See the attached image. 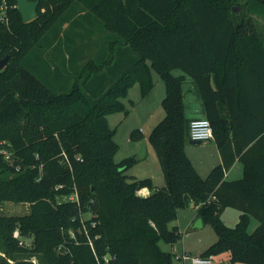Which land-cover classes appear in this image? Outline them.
Wrapping results in <instances>:
<instances>
[{
	"label": "trees",
	"instance_id": "16d2710c",
	"mask_svg": "<svg viewBox=\"0 0 264 264\" xmlns=\"http://www.w3.org/2000/svg\"><path fill=\"white\" fill-rule=\"evenodd\" d=\"M6 2L0 57H10L0 71V149L11 151L14 163L0 152V203L27 202L31 209L0 214L6 252L0 264L13 256V264H34L17 249L39 256L42 264H98L97 256L111 264H174L161 242L182 238L170 222L192 202L217 234L201 255L227 252L231 262L264 264V33L252 16L264 15V0H40L37 17L27 22L17 0ZM45 6L59 12L49 17L41 12ZM92 15L108 32L105 53L96 61L75 52L62 72L43 49L66 44L65 29ZM61 51L52 52L56 61ZM154 71L166 84V114L149 134L162 187L127 174L135 156L115 160L119 144L108 121L109 114L125 110L122 98L132 85L138 82L143 95L152 90ZM186 75L199 87L222 157L206 177L185 151L191 139ZM130 137L139 140L143 133L134 129ZM237 160L243 176L228 179ZM227 207L240 211L234 226L222 218ZM252 217L258 224L250 232ZM17 226L34 237L32 249L18 246ZM64 241L69 251L59 253Z\"/></svg>",
	"mask_w": 264,
	"mask_h": 264
},
{
	"label": "rangeland",
	"instance_id": "374dc122",
	"mask_svg": "<svg viewBox=\"0 0 264 264\" xmlns=\"http://www.w3.org/2000/svg\"><path fill=\"white\" fill-rule=\"evenodd\" d=\"M1 3H2V0H1ZM82 3L79 2L78 6H81V9L82 8L85 9ZM4 10H1L2 13H4ZM247 10L248 8L246 6L242 7V9L240 8V12L242 13L246 12ZM41 12L47 14L50 17V15L59 12V8L54 7V6H47V7L45 6L41 8ZM248 15L249 14H247L246 16ZM255 21H256V25L258 26V28L264 33V15L255 16ZM102 24L103 22L96 15H92L91 18L86 17V16L78 17L76 22H74L71 26L65 29V32H63L64 33L63 40L65 39L66 44L62 41V44L57 45L55 49H52V47H48V46L43 49L46 53L45 55L46 59L50 60V62H52L53 64H56L57 62L58 66L62 69V72H65V73L67 71V68L69 67V60H70L69 56H71V54H74L75 52L77 53L82 52V54L84 55L89 54L92 57H94L96 61H99L100 60L99 57L103 56V54L105 53L108 47V42H109L108 32L103 27ZM66 38H69L70 41ZM61 48L63 51H61ZM54 50H56V52L61 51L65 53L61 56L60 60L58 59L59 61H56L53 57ZM36 52L39 53L40 50H36ZM117 52L118 51L116 50L113 52L114 58L118 56ZM55 58H56V54H55ZM86 58H88V56ZM79 60L80 58L78 59V61ZM182 72L183 71L181 69H174L173 71V73L176 75H179ZM153 75H154L153 78H154L155 84L152 90L147 95H143L141 92L139 83L138 82L135 83L129 88L128 93L126 95L127 98H126L125 110L114 112L111 115H108L109 116L108 121H110L109 122L110 127L115 130L114 138L119 144L118 151L115 154L116 161L122 160L125 155V151L128 149L127 143H126V140H128L129 138L128 137L129 132L127 134L128 127H132L131 131H133L134 129H140L142 130L143 134L147 135L152 131L154 126L160 120L164 118L166 114L165 108L163 106V99L166 95V84L164 80L161 78V76L156 71L153 72ZM72 77H74L75 79L77 75L76 74L72 75ZM82 80H83V76L81 75L79 77V81H82ZM139 140H142V139H139ZM140 146L142 148V152L144 153L143 154L144 160L142 159L141 161H139L137 158V161L134 163V165H132V167H130L127 170V174L136 176L137 175L136 171L138 172V174L139 172H141L142 174L156 173L155 176L157 175V180L156 178H153L152 182L154 184H157L158 183L157 181L159 180V175H158L159 166H160L159 159L158 157H156L157 159H154V157L152 158L151 155H149L147 159V155L145 152L146 151L145 145L141 143ZM201 148L204 149L203 152L205 153L206 157L211 156L212 148L210 147L209 148L201 147ZM6 150H7L5 151L6 153L2 151L0 152L1 154L4 155V158L10 162V164H13L14 154L8 149ZM16 171L19 172V168H16ZM13 174L14 173L10 174L9 176L12 177ZM30 209H31L30 204L27 202H16V201H11V200H4L0 203V214L2 215L27 214L30 212ZM194 213H195V210L188 208V207L179 209L178 216L175 220L170 222V225H171L170 227H172L175 224H179V226L181 225L180 231L183 234V238L179 239L175 243H169V242L162 241L161 247L164 250L172 251V247H173L172 244H177V246L179 245V248H182L183 244H186L188 246L189 245L200 246L199 243L205 244L208 241V243L210 244L216 240L217 238L216 231L210 224H205L206 226L198 230H194L190 228L189 231L186 230V226H184V224H181V222H184L183 217L186 214H187L186 216H188L190 214L193 215ZM237 213L239 215L240 211L236 208L229 207L227 210H225L223 214V219L227 225L234 226L237 223L238 220L237 221L235 220L236 219L235 214ZM256 226L250 225L249 231L250 232L253 231ZM199 235H201V239L198 241ZM17 240H18L19 247L21 246L25 249H32L34 247L33 245L34 237L33 236L23 237L22 242L19 239ZM15 252L20 254V256L24 257L25 259L33 262L31 260V256L25 254V251H23L24 253H20V250L17 249L14 251V253ZM227 254L228 253L223 252L222 254L217 255L218 259H220L219 261L220 264H247L243 262L228 261ZM192 255H196V253L194 252V254ZM0 257H6V252L4 251V245H3V241L1 238H0ZM7 259L10 264H13L16 261L15 256L8 257ZM36 259L38 260L40 264H42V261L39 256H37ZM178 262H179L178 260L174 259V264H179Z\"/></svg>",
	"mask_w": 264,
	"mask_h": 264
},
{
	"label": "crops",
	"instance_id": "0c3cea01",
	"mask_svg": "<svg viewBox=\"0 0 264 264\" xmlns=\"http://www.w3.org/2000/svg\"><path fill=\"white\" fill-rule=\"evenodd\" d=\"M252 16L255 18V16H259V15L258 14H252ZM183 74L184 73L182 72L179 75H183ZM183 91H184V112H185L186 117L189 119L198 118V117H206V111H205V107H204V103H203V100L201 97L199 87H198L197 83L192 79V77H190L188 75H186L185 79H184ZM126 98L127 97L122 98V101L124 102L125 106H126ZM109 115H111V114H109ZM108 120H109V116H108ZM131 128L132 127H128V130H127V134L129 132V134H128L129 138H128V140H126L128 149L125 151V155L123 158L129 157V156H135L136 158H138L139 161H141L143 159L144 153L142 152V148L140 145H141V143H143L145 145V148H146L145 152L147 155V159H148L149 155H151L152 158L154 157V159H157L156 157H158V156H156L157 154H155L156 152H154L155 151L154 147L149 140V134L150 133L147 135L143 134V137L141 138L142 140H132L130 137ZM201 147L212 148L211 156L206 157L205 153L203 152L204 149H202ZM185 151H186L187 155L189 156V158L192 160L193 164L195 165V167L198 170V172L200 173V175L203 177H206L209 174L210 170L215 165L222 162L221 154L219 152L216 141L214 139L208 140L205 142H194V143L191 142V139H190L187 141V143L185 145ZM159 173H158L159 180L157 181L158 183L154 184V185L162 187L165 184V178H164V174L162 172L161 166H159ZM243 173H244L243 164L239 160H237L232 165V167L226 172V177L228 179H237V178L242 177ZM136 174H137L136 175L137 177L140 176L139 178H150L151 180H153V178H156V180H157V175L155 176L156 173L142 174L141 172H139V174H138V172L136 171ZM132 176H135V175H132ZM142 193L143 194H149L150 190L148 188H145ZM187 207L195 210V213L193 215L190 214L188 216H186L187 215L186 214L183 217L184 222H181V224H184V226H186V230L189 231L190 228L194 229V230H198V229L206 226L204 224V222H203L202 226H196L195 225L196 220L199 218V216L197 215V208L198 207L195 206L193 202L190 203V205ZM228 208L229 207H227L223 210L222 218H223V214H224L225 210H227ZM239 216H240V214L239 215H238V213L235 214V218H236L235 220L236 221L239 219ZM257 224H258L257 219L252 217L250 225L256 226ZM173 226H177L179 228V230H181V228H180L181 225L179 226V224H175ZM194 233H196V232H194ZM182 238H183V234H182ZM200 239H201V235H199L198 241ZM216 240H217V238H216ZM215 241H213L212 243H214ZM212 243L209 244L208 241L205 244L199 243L200 246H195V245H189L188 246L186 244H183L182 248H179V245L177 246V244H172L173 247H172L171 252L174 253V252L187 251L191 254H194V252H195L196 255H201L202 252L205 251ZM213 258L217 262L220 261V259H218L217 256H214ZM227 260L230 261L228 254H227ZM178 263L181 264L180 262H178Z\"/></svg>",
	"mask_w": 264,
	"mask_h": 264
},
{
	"label": "built area",
	"instance_id": "2783aa9c",
	"mask_svg": "<svg viewBox=\"0 0 264 264\" xmlns=\"http://www.w3.org/2000/svg\"><path fill=\"white\" fill-rule=\"evenodd\" d=\"M6 4H7L6 0H2V3L0 5L1 10L6 9V6H7ZM189 135H190L191 140H195V141L205 142V141L214 139L213 126L210 120L207 117H198V118L191 119L189 122ZM0 151L6 153L5 151L7 150L5 148H2L0 149ZM70 198L75 199L76 194L71 195ZM69 232H70V237L76 239L75 234L71 230ZM13 236L16 239H19L21 242H22L23 237H27L21 233L19 227H17L14 230ZM89 240H90V244L93 245L92 240L90 238ZM57 251L59 253L68 252L69 247L67 245V241H64L60 245H58ZM173 254H174V259L178 260L181 264H189V263L190 264H220L213 257L203 256V255H192L191 253L187 251L174 252ZM36 257L37 255H32L31 260L35 264H40L38 260L36 259ZM97 262L98 264H111L107 256H105L103 259H100L97 256Z\"/></svg>",
	"mask_w": 264,
	"mask_h": 264
},
{
	"label": "water",
	"instance_id": "95a60500",
	"mask_svg": "<svg viewBox=\"0 0 264 264\" xmlns=\"http://www.w3.org/2000/svg\"><path fill=\"white\" fill-rule=\"evenodd\" d=\"M40 5V0H17V7L22 15V19L27 22L30 20H33L38 15V7ZM237 11H240V7H234ZM9 55H5L3 57H0V71L3 70L9 61ZM191 142H202V141H195L191 140ZM203 220L201 217H199L196 220L195 225L196 226H202Z\"/></svg>",
	"mask_w": 264,
	"mask_h": 264
}]
</instances>
